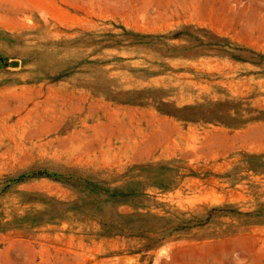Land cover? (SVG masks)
I'll list each match as a JSON object with an SVG mask.
<instances>
[{
    "label": "rangeland",
    "instance_id": "obj_1",
    "mask_svg": "<svg viewBox=\"0 0 264 264\" xmlns=\"http://www.w3.org/2000/svg\"><path fill=\"white\" fill-rule=\"evenodd\" d=\"M66 170L141 191L135 234L6 187ZM0 264H264V0H0Z\"/></svg>",
    "mask_w": 264,
    "mask_h": 264
},
{
    "label": "trees",
    "instance_id": "obj_2",
    "mask_svg": "<svg viewBox=\"0 0 264 264\" xmlns=\"http://www.w3.org/2000/svg\"><path fill=\"white\" fill-rule=\"evenodd\" d=\"M34 178H50L63 186L75 192L77 200L71 202H54L51 204L50 211L54 218H61L65 214H74L76 216H89L97 220L101 226V235L103 236H128L135 234L133 230H138L140 226L134 222L147 217L145 214L126 215L118 211L124 205H130L134 209L143 207L135 200L141 199L144 194L137 189H128L126 186H112L108 182L101 181L96 177L82 174L75 170H66L64 172L49 171H27L20 174L17 178L10 179L6 187L15 183H24ZM45 200V199H44ZM46 201V200H45ZM55 205H61L66 211H54ZM219 210L213 208L212 211ZM211 213V212H210ZM197 217L192 220L182 219L175 227L165 226L162 231L164 236H173L180 234L189 228L199 224Z\"/></svg>",
    "mask_w": 264,
    "mask_h": 264
}]
</instances>
